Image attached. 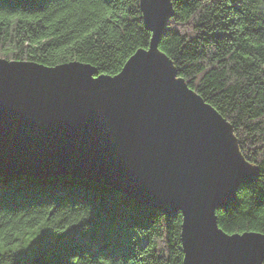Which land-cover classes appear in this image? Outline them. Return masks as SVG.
<instances>
[{
  "label": "trees",
  "instance_id": "obj_1",
  "mask_svg": "<svg viewBox=\"0 0 264 264\" xmlns=\"http://www.w3.org/2000/svg\"><path fill=\"white\" fill-rule=\"evenodd\" d=\"M171 3L159 49L258 170L216 210L218 225L264 233V0ZM150 34L139 0H0V58L113 75ZM181 218L83 177L0 175V264H182Z\"/></svg>",
  "mask_w": 264,
  "mask_h": 264
},
{
  "label": "water",
  "instance_id": "obj_2",
  "mask_svg": "<svg viewBox=\"0 0 264 264\" xmlns=\"http://www.w3.org/2000/svg\"><path fill=\"white\" fill-rule=\"evenodd\" d=\"M139 4L149 44L113 75L78 60L0 58V175L69 174L180 212L182 264H262V232L229 235L216 215L258 170L159 49L171 0Z\"/></svg>",
  "mask_w": 264,
  "mask_h": 264
},
{
  "label": "rangeland",
  "instance_id": "obj_3",
  "mask_svg": "<svg viewBox=\"0 0 264 264\" xmlns=\"http://www.w3.org/2000/svg\"><path fill=\"white\" fill-rule=\"evenodd\" d=\"M125 195V194H124ZM126 196V195H125ZM78 236V234H76ZM52 236V235H51ZM67 241V238L64 237L60 240V243L63 244ZM52 242H55V239H47L45 246H48L49 244H51ZM182 245V244H181Z\"/></svg>",
  "mask_w": 264,
  "mask_h": 264
},
{
  "label": "snow or ice",
  "instance_id": "obj_4",
  "mask_svg": "<svg viewBox=\"0 0 264 264\" xmlns=\"http://www.w3.org/2000/svg\"><path fill=\"white\" fill-rule=\"evenodd\" d=\"M229 2H231V0H229ZM252 231H256V229H252ZM237 233H229V235H236ZM239 235H243V233H239ZM262 235H264V233H262ZM262 264H264V262H262Z\"/></svg>",
  "mask_w": 264,
  "mask_h": 264
}]
</instances>
